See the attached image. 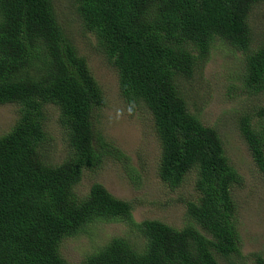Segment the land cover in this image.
Returning a JSON list of instances; mask_svg holds the SVG:
<instances>
[{"label":"trees","instance_id":"obj_1","mask_svg":"<svg viewBox=\"0 0 264 264\" xmlns=\"http://www.w3.org/2000/svg\"><path fill=\"white\" fill-rule=\"evenodd\" d=\"M95 35L131 107L147 109L160 146L157 174L170 187L195 174L189 222L177 229L157 219L136 222L133 202L94 182L80 196L86 169L127 157L95 125L105 99L55 0H0V104L18 106L0 135V264H68L65 238L99 220L127 223L133 235L113 236L81 264H247L240 251L231 163L217 126L201 121L196 73L217 43L242 54L232 84L248 100L264 96V32L256 12L264 0H61ZM198 97V98H197ZM67 140L65 158L45 159L47 107ZM247 106V105H246ZM194 108L191 110L190 108ZM238 113L237 127L264 174V102ZM264 264V253H251Z\"/></svg>","mask_w":264,"mask_h":264},{"label":"rangeland","instance_id":"obj_2","mask_svg":"<svg viewBox=\"0 0 264 264\" xmlns=\"http://www.w3.org/2000/svg\"><path fill=\"white\" fill-rule=\"evenodd\" d=\"M60 21H65L67 28L73 31V39L79 53L87 59L91 72L101 86L105 105L98 111V125L104 136L112 140L118 149L125 153L128 164L119 161H106L95 171L86 169L80 183L75 187L78 195L86 194L92 183H101L117 198L133 202L132 215L136 222L157 219L182 228L189 222L186 215L187 201H194L197 192L194 187L195 174L190 172L183 183L170 187L162 182L157 174L160 146L153 129L147 109L131 107L119 92L118 76L107 61L95 35L80 32L78 17L61 0H55ZM256 12V20L261 34L264 32V2ZM242 54L217 43L208 62L201 72L196 73L191 83L190 93L200 97L197 102L203 109L200 119L207 125L217 126L222 134L224 147L231 163L242 175V182L233 185L236 222L240 237V251L252 263L251 253H264V174L258 171L245 142L240 138L237 127L238 113L245 107L264 102L248 100L235 90L232 84L235 71L240 69ZM197 97V98H198ZM247 105V106H246ZM194 110V108H190ZM46 120V161L49 164L60 163L68 150L67 140H63V130L57 122L58 110L47 107ZM18 115V106L13 103L0 104V135L7 132ZM133 235L125 222L99 220L89 224L85 232L65 238L60 245V252L68 264H81L83 258L94 252L113 236ZM139 245L142 238L132 237Z\"/></svg>","mask_w":264,"mask_h":264}]
</instances>
